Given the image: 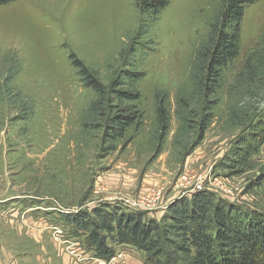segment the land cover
I'll use <instances>...</instances> for the list:
<instances>
[{
	"label": "rangeland",
	"instance_id": "obj_1",
	"mask_svg": "<svg viewBox=\"0 0 264 264\" xmlns=\"http://www.w3.org/2000/svg\"><path fill=\"white\" fill-rule=\"evenodd\" d=\"M220 4L169 0L155 18L134 0L0 5L2 264H73L51 226L83 239L70 220L96 207L162 223L170 206L206 191L240 212L264 214V142L255 151L264 141V80L244 67L255 51V75L264 79V0L244 11L239 54L220 89L203 97L191 82ZM72 56L104 84L122 71L142 73L138 100L121 105L141 121L123 137L104 135L117 108L84 118L96 95ZM126 250L129 264H146L144 252Z\"/></svg>",
	"mask_w": 264,
	"mask_h": 264
},
{
	"label": "trees",
	"instance_id": "obj_2",
	"mask_svg": "<svg viewBox=\"0 0 264 264\" xmlns=\"http://www.w3.org/2000/svg\"><path fill=\"white\" fill-rule=\"evenodd\" d=\"M13 1L0 0V5ZM256 1L221 0L210 37L206 45L197 51L192 66L191 82L199 95L207 97L222 86L225 69L239 54L242 16L246 7ZM134 2L142 13L155 18L169 0ZM255 55V51L247 55L244 67L253 81L256 77L262 85L264 79L255 75L252 63ZM70 62L77 69L83 85L91 88L96 95L84 118L89 114L97 118L117 108L114 115L105 119L106 139L113 141L121 138L130 126L140 123L141 117L133 110L134 106H131V112V108L121 105L138 100L140 95L135 85L142 73L122 71L104 84L81 60L72 56ZM14 71L12 67L6 75L9 85ZM123 85L126 88L121 89ZM261 126L264 130V123ZM263 142H256L255 151ZM179 205L170 206L162 223L155 219L146 220L139 212L116 215V212L96 207L77 212L70 220L75 230L83 232L85 237L80 239L73 232L70 233L78 237L87 250L102 258L110 257L116 247L121 246L144 252L146 264H264V214L240 212L234 205L216 200L213 194L206 191L185 196ZM165 219L171 223H165Z\"/></svg>",
	"mask_w": 264,
	"mask_h": 264
},
{
	"label": "built area",
	"instance_id": "obj_3",
	"mask_svg": "<svg viewBox=\"0 0 264 264\" xmlns=\"http://www.w3.org/2000/svg\"><path fill=\"white\" fill-rule=\"evenodd\" d=\"M53 238L59 242L62 249L66 251L73 264H129L128 248L123 247L117 250L108 258H102L86 250L82 242L78 243L77 238L67 236L63 228L59 225H52Z\"/></svg>",
	"mask_w": 264,
	"mask_h": 264
},
{
	"label": "crops",
	"instance_id": "obj_4",
	"mask_svg": "<svg viewBox=\"0 0 264 264\" xmlns=\"http://www.w3.org/2000/svg\"><path fill=\"white\" fill-rule=\"evenodd\" d=\"M38 205V204H37ZM31 209H33V208H31ZM0 264H2V262H0ZM130 264H138V262H136L135 260H131L130 261Z\"/></svg>",
	"mask_w": 264,
	"mask_h": 264
}]
</instances>
